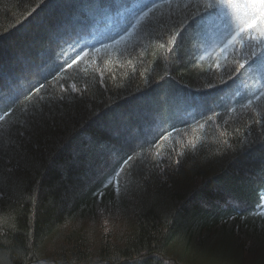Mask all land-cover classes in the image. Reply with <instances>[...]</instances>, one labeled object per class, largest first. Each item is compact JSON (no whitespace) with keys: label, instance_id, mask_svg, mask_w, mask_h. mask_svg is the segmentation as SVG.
Masks as SVG:
<instances>
[{"label":"trees","instance_id":"16d2710c","mask_svg":"<svg viewBox=\"0 0 264 264\" xmlns=\"http://www.w3.org/2000/svg\"><path fill=\"white\" fill-rule=\"evenodd\" d=\"M37 4L39 0H0V85L13 79L27 83L19 78L27 76L30 69L34 71L36 65L47 67L45 61L51 63L59 57L57 62L64 63L65 54L75 58L74 37L69 38V34L78 27V20L91 16L90 0H58L55 11ZM32 8L36 11L27 16ZM80 46L75 47L78 50ZM174 52L167 54V61L155 44L144 49L142 56L137 53L134 63L139 87L145 88L141 75L145 69L153 83L143 100L123 105L121 111L128 112L133 120L151 118L148 101L157 96L203 94L201 86L207 73L192 68L194 61L184 50ZM182 55L185 63L177 64ZM78 64L81 71L75 82L79 87L87 83L91 102H77L63 123L24 141L23 153L30 162L9 148L0 155V264H207L208 253L216 254L224 243L223 249L232 247L234 241L239 244L236 235L246 231L247 225L255 220L264 222V217L253 214L264 211L259 207L264 203L260 199L264 197V137H260L257 126L252 137L256 143L242 147L231 120L221 128L208 122L202 129L181 135L179 139L185 143L192 136L199 137L200 142L196 149H184L179 171L160 173L151 167L149 159L138 161L121 180L119 191L109 188L99 199L93 195L98 186L97 165L81 161L77 147L84 140L94 141V155L104 163L102 153L119 145L113 114L105 115L101 102H123L114 95L119 89L105 93L97 81L85 75L101 64L99 58L87 68V62ZM111 67L118 82L127 83L133 75L130 66ZM167 117V110L162 108L157 120ZM238 126L243 133V122ZM164 128L171 130L168 123ZM225 139L230 148L222 142ZM173 143L180 151L181 145ZM109 214H117L121 221L116 237L112 233L118 221H105ZM84 222L91 226L86 229ZM107 226L113 227L111 235ZM95 232L100 238L93 242L90 234ZM217 233L228 235L215 244L211 235ZM242 240H253L254 247L264 243V237L257 242L248 233ZM184 242L191 250L185 259L171 252ZM252 245L243 246L245 255L250 254Z\"/></svg>","mask_w":264,"mask_h":264},{"label":"snow or ice","instance_id":"6c2138e0","mask_svg":"<svg viewBox=\"0 0 264 264\" xmlns=\"http://www.w3.org/2000/svg\"><path fill=\"white\" fill-rule=\"evenodd\" d=\"M39 4L45 5L44 10L55 11L58 0H39ZM89 8L91 16L78 20V27L69 34V38L74 37L75 58L65 54L64 63L57 62L59 57L51 63L45 61L47 67L36 65L34 71L30 69L27 76L19 78L27 83L13 79L0 85V155L9 148L30 162L23 153L24 141L63 123L77 102H91L87 83L79 87L74 78L81 71L78 61L95 63L97 58L101 64L94 67L93 73L85 71V75L97 81L105 93L119 89L114 95L123 102H101L105 115L113 114L119 145L102 153L104 163L94 155V141L84 140L77 147L81 161L97 165L98 186L93 195L98 199L109 188L119 191L121 180L138 161L149 159L151 167L160 173L166 169L179 171L184 149H196L200 142L196 136L189 137L186 143L179 137L189 130L204 128L208 122L221 128L231 120L233 131L240 134L238 142L245 148L256 143L252 137L257 126L260 137H264V0H90ZM35 11L32 8L27 16ZM153 44L163 50L165 61L168 53L175 55L174 50H184L194 61L191 67L207 75L202 95L157 96L148 101L151 118L138 122L121 109L124 104L143 100L153 83L145 69L141 73L145 88L139 87L134 63L137 53L142 56L143 50ZM76 45H81L78 50ZM176 63L184 64L185 57L180 56ZM113 64L131 67L133 75L127 83L116 80ZM106 73H110L107 78ZM162 108L168 117L158 121ZM241 122L243 133L238 126ZM166 123L170 131L164 128ZM174 141L181 145L180 151ZM222 142L231 147L227 139ZM260 199L264 201V197ZM259 207L264 209V203ZM253 214L264 217V211Z\"/></svg>","mask_w":264,"mask_h":264},{"label":"rangeland","instance_id":"374dc122","mask_svg":"<svg viewBox=\"0 0 264 264\" xmlns=\"http://www.w3.org/2000/svg\"><path fill=\"white\" fill-rule=\"evenodd\" d=\"M87 66H91V61L89 60L85 66V68H87ZM108 218H105V221H108V223H113L118 221V215H114V216H111L110 217V214L109 215H106ZM246 218H243L242 220L245 221ZM107 223V224H108ZM106 224V225H107ZM118 225L116 226V228H113V233H112V228H109V226H107L110 231H109V234L111 235L112 233V236L114 235V237L117 236V231L119 232L122 228H121V221H118L117 223ZM91 225H89L88 223L84 222V227L87 229L89 228ZM83 228V229H85ZM244 229H246V231H244L243 233H240V234H235L236 235V240H238L240 243L237 244V241H234V245H230L232 247H227V245L225 246V248L223 249L224 247V244H222V248H218V250L215 251L216 254H212V253H208V257H207V260H206V263L207 264H218V262L221 260V263L220 264H240V261L243 260L242 262L244 264H264V260L262 256H264V249L261 251L259 248H264V243H262L261 245H256L255 247H258V248H255L254 247V241L252 240V242H242L243 240V237H246L247 236V233L250 234V235H253V237L255 238V240L257 242L259 241H262L263 237H264V222H260L258 220H255L253 221V223H251L250 225H247ZM82 230V229H81ZM107 232V228L104 227L103 228V231ZM98 232V231H97ZM97 232H95L94 234H90L91 236V239L93 242H95L96 240L98 241L99 240V234H97ZM231 232L233 233V231L231 230ZM228 234H225V233H217V234H212L211 235V239L212 241L215 243V244H218V241H222V239H220L221 237H227ZM242 241H240V239ZM235 239V238H234ZM242 242V243H241ZM244 243V244H243ZM248 243H251L253 244L252 245V248L250 249L251 252L250 254H246L245 255V249L246 247H243L244 245L248 244ZM185 242L184 244H179V245H176V247L174 246L173 250L171 252H177V254L179 256H181L182 258L185 259V257H188L189 253L191 252V250L187 249V247L185 246ZM243 244V245H242ZM217 247V246H215ZM260 252V255L259 257H257V255L259 254ZM256 253V254H254ZM182 254V255H180ZM254 254V255H253ZM261 257V259H260ZM260 259V260H257V259ZM241 262V264H243Z\"/></svg>","mask_w":264,"mask_h":264}]
</instances>
